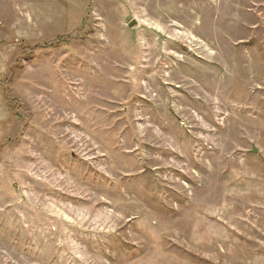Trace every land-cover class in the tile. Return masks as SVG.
Returning <instances> with one entry per match:
<instances>
[{"label":"rangeland","instance_id":"1","mask_svg":"<svg viewBox=\"0 0 264 264\" xmlns=\"http://www.w3.org/2000/svg\"><path fill=\"white\" fill-rule=\"evenodd\" d=\"M0 264H264V0H0Z\"/></svg>","mask_w":264,"mask_h":264},{"label":"water","instance_id":"2","mask_svg":"<svg viewBox=\"0 0 264 264\" xmlns=\"http://www.w3.org/2000/svg\"><path fill=\"white\" fill-rule=\"evenodd\" d=\"M136 25H137V22L135 20H132L131 22L128 23L127 27L129 29H133V28L137 27ZM253 153H256V150H254Z\"/></svg>","mask_w":264,"mask_h":264},{"label":"trees","instance_id":"3","mask_svg":"<svg viewBox=\"0 0 264 264\" xmlns=\"http://www.w3.org/2000/svg\"><path fill=\"white\" fill-rule=\"evenodd\" d=\"M17 113V112H16ZM13 114H15V112L13 111ZM18 114V113H17ZM18 117H19V115H18Z\"/></svg>","mask_w":264,"mask_h":264}]
</instances>
